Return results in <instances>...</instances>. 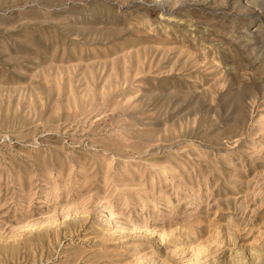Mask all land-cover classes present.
<instances>
[{
	"label": "rangeland",
	"instance_id": "1",
	"mask_svg": "<svg viewBox=\"0 0 264 264\" xmlns=\"http://www.w3.org/2000/svg\"><path fill=\"white\" fill-rule=\"evenodd\" d=\"M0 264H264V0H0Z\"/></svg>",
	"mask_w": 264,
	"mask_h": 264
}]
</instances>
